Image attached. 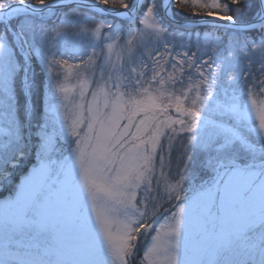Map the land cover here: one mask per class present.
Instances as JSON below:
<instances>
[{"label": "snow or ice", "instance_id": "snow-or-ice-1", "mask_svg": "<svg viewBox=\"0 0 264 264\" xmlns=\"http://www.w3.org/2000/svg\"><path fill=\"white\" fill-rule=\"evenodd\" d=\"M0 188V264H264V0H0Z\"/></svg>", "mask_w": 264, "mask_h": 264}, {"label": "rangeland", "instance_id": "rangeland-1", "mask_svg": "<svg viewBox=\"0 0 264 264\" xmlns=\"http://www.w3.org/2000/svg\"><path fill=\"white\" fill-rule=\"evenodd\" d=\"M52 18H55V17H52ZM51 18V19H52ZM137 26H138V24H137ZM125 28V32L124 33H122V36H125L126 35V30H127V27H124ZM154 54V53H153ZM76 55L79 57V56H81L82 55V53H76ZM38 65H39V67L41 68V71H42V77H43V82L39 85V88H38V90H37V92H36V94H35V96L36 95H38V94H40L39 95V97H40V106H39V108H37V110H38V112H40L41 114L44 112V110H45V88H44V85L47 83V73L45 72V71H43L42 70V65L39 63V62H36ZM74 82V81H73ZM69 108H71V103H69ZM64 147L66 148L67 147V144H65L64 145ZM178 151H179V145L177 144V151H174L173 152V162H172V173L174 174L175 173V171H176V157H177V155H178ZM65 154H67L66 152H65ZM7 195H9V193H8V191L7 190H5V189H3V188H0V199H3L5 196H7ZM172 203L173 204H175L176 202L175 201H172ZM163 207H165V208H168L169 207V205L167 204V203H164L163 204ZM171 210H174V209H171ZM161 222H163V221H161ZM140 255H142V252L141 253H139L138 254V257L140 256ZM137 264H138V262H137Z\"/></svg>", "mask_w": 264, "mask_h": 264}, {"label": "trees", "instance_id": "trees-1", "mask_svg": "<svg viewBox=\"0 0 264 264\" xmlns=\"http://www.w3.org/2000/svg\"><path fill=\"white\" fill-rule=\"evenodd\" d=\"M145 2H146V0L143 3H145ZM148 2H150V0H148ZM156 3L159 5L160 4V0H156ZM161 14H162V12H161ZM171 16L174 17L175 20H180V21H188L190 19V17L187 14H177L176 10L174 8L171 11ZM99 18L100 17H98V19ZM104 18L108 19L109 21H113L114 20V17L112 15H109V16L104 17ZM198 19L199 18H197V20ZM51 21H55V18H52ZM114 22L122 24L124 27H127V21L126 20L120 19V20H114ZM198 30L203 32L206 29L204 27L198 25ZM221 32H223V28H221ZM185 50L186 49H183V48L178 49V51H185ZM160 51H163V49L161 48ZM193 51H195V49H193ZM153 55H155V53ZM173 55H175V53H173ZM33 68H34V71L36 73V79H37L38 88H39V85L43 82L42 71H41V68L39 67V65L36 62H34ZM39 95L40 94L34 96V98H33L37 108H39V106H40V97H39Z\"/></svg>", "mask_w": 264, "mask_h": 264}, {"label": "water", "instance_id": "water-1", "mask_svg": "<svg viewBox=\"0 0 264 264\" xmlns=\"http://www.w3.org/2000/svg\"><path fill=\"white\" fill-rule=\"evenodd\" d=\"M145 0H140V3H142L143 4V2H144ZM161 12H162V15H163V10H161ZM173 17L171 16V12L169 13V19H172ZM177 23H183V22H185V21H180V20H175ZM193 23H195L196 21H192ZM222 23H226V22H222Z\"/></svg>", "mask_w": 264, "mask_h": 264}]
</instances>
